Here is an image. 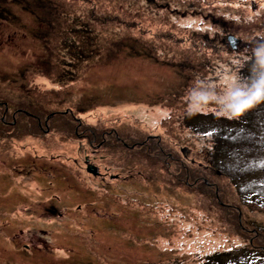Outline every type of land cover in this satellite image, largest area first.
<instances>
[{
    "label": "rangeland",
    "instance_id": "obj_1",
    "mask_svg": "<svg viewBox=\"0 0 264 264\" xmlns=\"http://www.w3.org/2000/svg\"><path fill=\"white\" fill-rule=\"evenodd\" d=\"M261 48L264 0H0V264H264Z\"/></svg>",
    "mask_w": 264,
    "mask_h": 264
},
{
    "label": "clouds",
    "instance_id": "obj_2",
    "mask_svg": "<svg viewBox=\"0 0 264 264\" xmlns=\"http://www.w3.org/2000/svg\"><path fill=\"white\" fill-rule=\"evenodd\" d=\"M259 63L264 65V48L255 52ZM259 103H264V76L257 79L247 91L241 90L232 93L227 104V111L232 116H239Z\"/></svg>",
    "mask_w": 264,
    "mask_h": 264
},
{
    "label": "water",
    "instance_id": "obj_3",
    "mask_svg": "<svg viewBox=\"0 0 264 264\" xmlns=\"http://www.w3.org/2000/svg\"><path fill=\"white\" fill-rule=\"evenodd\" d=\"M230 39L233 41V42H237V39L234 37V36H230ZM235 45V44H233ZM88 171H92V172H96L95 170H92V168L88 165Z\"/></svg>",
    "mask_w": 264,
    "mask_h": 264
},
{
    "label": "trees",
    "instance_id": "obj_4",
    "mask_svg": "<svg viewBox=\"0 0 264 264\" xmlns=\"http://www.w3.org/2000/svg\"><path fill=\"white\" fill-rule=\"evenodd\" d=\"M256 60H258L257 57H256L255 55H253V56L249 59L248 63H253V62L256 61ZM238 121H239V120H238ZM227 132H228V130H227ZM218 141H219V139H218Z\"/></svg>",
    "mask_w": 264,
    "mask_h": 264
},
{
    "label": "flooded vegetation",
    "instance_id": "obj_5",
    "mask_svg": "<svg viewBox=\"0 0 264 264\" xmlns=\"http://www.w3.org/2000/svg\"><path fill=\"white\" fill-rule=\"evenodd\" d=\"M91 168H92V170H95L97 173H99V172L97 171V167H92V164H91Z\"/></svg>",
    "mask_w": 264,
    "mask_h": 264
},
{
    "label": "bare ground",
    "instance_id": "obj_6",
    "mask_svg": "<svg viewBox=\"0 0 264 264\" xmlns=\"http://www.w3.org/2000/svg\"><path fill=\"white\" fill-rule=\"evenodd\" d=\"M97 173V172H96Z\"/></svg>",
    "mask_w": 264,
    "mask_h": 264
}]
</instances>
